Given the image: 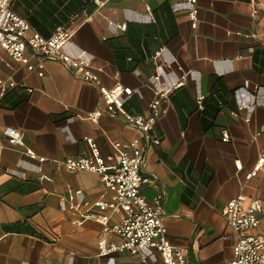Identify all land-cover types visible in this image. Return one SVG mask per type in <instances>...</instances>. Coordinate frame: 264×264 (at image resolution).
<instances>
[{
	"label": "crops",
	"instance_id": "crops-1",
	"mask_svg": "<svg viewBox=\"0 0 264 264\" xmlns=\"http://www.w3.org/2000/svg\"><path fill=\"white\" fill-rule=\"evenodd\" d=\"M178 1L14 0L12 7L43 36L60 24L70 27L66 51L92 56L104 85L119 81L132 87L127 107L133 112L149 111L154 96L149 77L158 50H164L159 63L174 58L191 72L171 93L168 113L156 126L162 143L147 149L145 172L157 180L144 184L142 192L148 200L164 193L168 238L184 249L189 264H228L237 236L223 207L240 193L264 201V164L257 176L246 179L264 141L256 136L264 126V90L250 120L248 109H238L239 99H248L255 85L264 88V43L251 36L264 32V0H198L197 28ZM252 2L258 3L256 18ZM122 24L126 29L118 28ZM1 56L0 78L23 87L0 97V264H142L128 250H108L122 243L119 234L90 220L74 225L79 215L63 208L71 190H82L91 201L109 200L100 176L69 172L52 161L86 154L85 136L109 154L112 140L129 141L139 132L106 113L97 121L86 119L88 112L105 107L100 91L61 62L44 59L40 76L38 69L28 70L4 52ZM176 66L165 69L179 74ZM245 81L249 88L237 96ZM6 126L25 131L26 146L47 158L42 173L50 179H41L38 162L6 141ZM10 168L27 178L12 176ZM257 231L264 232V225Z\"/></svg>",
	"mask_w": 264,
	"mask_h": 264
},
{
	"label": "built area",
	"instance_id": "built-area-1",
	"mask_svg": "<svg viewBox=\"0 0 264 264\" xmlns=\"http://www.w3.org/2000/svg\"><path fill=\"white\" fill-rule=\"evenodd\" d=\"M13 1L0 0V61L1 52H4L15 62L25 64L28 70L38 69L40 76L44 75V59L61 62L74 77L93 83L100 91L105 107L88 112L86 119L97 121L106 113L119 118L139 132L137 137L129 141L112 140L110 143L114 151L109 154H103L92 136H85L84 141L88 146L86 154L52 160L58 168L69 172L89 171L98 174L111 193L109 200L91 201L82 190H71L68 203L63 200L62 205L64 209L79 215L72 223L79 226L90 220L101 224L105 232L119 234L122 243L113 245L108 250H128L138 256L142 264H189L184 249L174 246L168 238V230L163 222L166 215L164 193L159 192L148 200L142 192V187L157 180L155 174L145 172L147 149L162 143L156 126L168 113L171 93L191 72H184L174 58L166 60V65L159 63L158 60L163 56L164 50H158L153 57L156 70L149 77V84L154 90V96L149 102V111L146 114L133 112L127 107V102L134 93L132 87L119 81L111 87L104 85L93 66L92 56L85 52L73 55L66 51L65 47L72 37L70 27L60 24L50 36H43L14 11ZM95 1L100 4V0ZM197 3L198 0L178 1V6L188 11L193 28H197ZM257 4L252 2L254 18L258 15ZM90 18L91 16H87V20ZM152 20L153 17L150 16L148 21ZM118 28L126 29V25H118ZM28 32L31 34L28 35ZM251 36L254 39H261L264 43V32L262 35L254 33ZM30 56L39 57L38 63H32ZM173 64L177 65L176 70L180 72L179 74L174 70L166 71L165 67L171 68ZM173 74H176L175 78ZM16 87H23V84H18L13 79L0 78V97H4L9 90ZM248 88L249 82L245 81L244 86L236 90V95L239 96L241 91ZM263 90L262 86L255 85L254 92L248 99H239L238 109L246 108L249 111L247 120H250L251 114L260 104L259 97L262 96ZM197 99L202 107L204 96L200 94ZM2 134L11 146L31 160H36L37 169L42 173V164L47 158L26 146V133L23 129L6 126ZM259 135L264 137V126L257 132L256 136ZM228 138L229 136L224 134L223 140ZM263 164L264 141L259 161L246 175V179L257 176ZM237 168H242L240 162H237ZM8 173L20 179L27 178V173L20 171L19 168H10ZM41 179L50 177L42 173ZM222 215L237 236L234 257L228 264H264V232L257 231L260 224L264 225V201L259 197L240 193L225 204ZM114 216H118V220L112 222Z\"/></svg>",
	"mask_w": 264,
	"mask_h": 264
}]
</instances>
